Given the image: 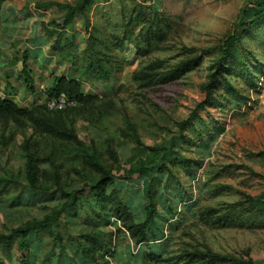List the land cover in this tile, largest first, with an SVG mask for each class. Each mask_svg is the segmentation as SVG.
Wrapping results in <instances>:
<instances>
[{
    "label": "rangeland",
    "instance_id": "374dc122",
    "mask_svg": "<svg viewBox=\"0 0 264 264\" xmlns=\"http://www.w3.org/2000/svg\"><path fill=\"white\" fill-rule=\"evenodd\" d=\"M74 4L0 0V98L62 114L104 170L77 157L76 143L0 110V234L52 215L72 201L65 193L108 172L106 192H120L137 223L156 206L149 241L136 245L107 204L85 195L58 229L30 235L31 264H150V254L208 250L215 264H264V14L219 71L228 34L257 0H96L65 26L62 6ZM55 77L80 82L86 100L50 110ZM0 257L19 264L16 250Z\"/></svg>",
    "mask_w": 264,
    "mask_h": 264
},
{
    "label": "trees",
    "instance_id": "16d2710c",
    "mask_svg": "<svg viewBox=\"0 0 264 264\" xmlns=\"http://www.w3.org/2000/svg\"><path fill=\"white\" fill-rule=\"evenodd\" d=\"M96 0H75L74 5L62 6L65 9V14L63 16L65 26L74 27L75 18L77 15H83L86 13L90 5ZM139 3H147L150 0H138ZM249 11L252 17L245 22L243 19L236 26L235 30L228 34L227 39L224 42V50L219 58L220 70L224 69V64L234 50L236 44L241 41V35L244 30L255 24L257 19H259L264 14V0H257V4H253ZM54 25V22H52ZM49 25L44 28L47 30ZM55 48V47H54ZM56 51V50H54ZM151 81L149 76H139L136 74L134 80L137 82L147 81L150 85ZM216 83L215 79L212 78L211 85ZM48 98L56 99L62 94L66 95L69 99L75 100V102H83L86 100L81 92V84L77 80L68 79L64 77H55L53 81V86L48 90ZM41 109V108H40ZM0 110L12 115L15 119L20 120L22 118H27L32 122L33 127L39 129L44 134L57 137L59 139H65L60 141H67L69 143H76L78 146L77 157L83 155L84 158H89L92 162L100 168V171L104 170L97 161V158L90 155L87 148L83 142L77 140V136L72 129H70L64 122L62 114L52 117L50 115L36 116L34 111H27L19 108L14 102L10 100H3L0 98ZM197 109L196 112H198ZM192 118L184 121L180 124V131L184 132L188 126L192 124ZM141 143V142H139ZM147 169L144 166H140L137 170L129 173L125 177L120 179H131L137 175L143 174ZM114 176L108 172H105L103 176L88 190H78L74 191L72 194H64L65 197L71 195L72 201L70 203L62 204L60 209L53 212L52 215L45 217L43 220H35L29 222L24 226L15 228L10 234H0V248H4L7 252L16 250L18 254L19 264H31L33 255L31 254V247L34 244V240L30 239V235L39 230H45L50 227L59 228V220L65 214V212L72 208L77 202H80L85 195H92L100 198L102 204H107V211L112 213L113 218L119 221L122 227L129 234L130 239L136 244L140 245L149 241V233L155 226L156 217L158 211L155 205H150L146 209L145 220L142 223H137L134 220L133 214L130 212V208L127 202L121 198L120 192H106V187L114 182ZM2 180H0L1 182ZM5 187V185L0 183V188ZM99 193H101L99 195ZM56 242H62L63 237L60 232L51 234ZM220 259V256L213 253L211 250L207 252H196L194 254H186L183 257L163 259L158 255L150 254L145 257V260L150 264H188L194 261H203L204 264H215ZM236 264H248L244 260H235ZM0 264H4L2 258L0 257Z\"/></svg>",
    "mask_w": 264,
    "mask_h": 264
},
{
    "label": "built area",
    "instance_id": "2783aa9c",
    "mask_svg": "<svg viewBox=\"0 0 264 264\" xmlns=\"http://www.w3.org/2000/svg\"><path fill=\"white\" fill-rule=\"evenodd\" d=\"M75 100L69 99L66 95L62 94L56 99H52L48 103V108L53 111H61L69 106H73Z\"/></svg>",
    "mask_w": 264,
    "mask_h": 264
}]
</instances>
